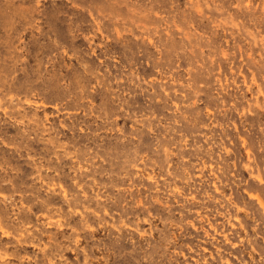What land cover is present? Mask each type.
Listing matches in <instances>:
<instances>
[{"label": "rangeland", "instance_id": "rangeland-1", "mask_svg": "<svg viewBox=\"0 0 264 264\" xmlns=\"http://www.w3.org/2000/svg\"><path fill=\"white\" fill-rule=\"evenodd\" d=\"M0 264H264V0H0Z\"/></svg>", "mask_w": 264, "mask_h": 264}]
</instances>
